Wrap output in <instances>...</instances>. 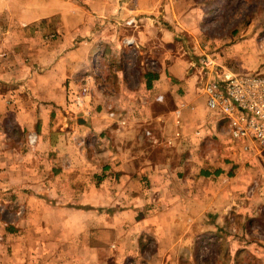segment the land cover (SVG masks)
Instances as JSON below:
<instances>
[{
	"label": "crops",
	"instance_id": "0c3cea01",
	"mask_svg": "<svg viewBox=\"0 0 264 264\" xmlns=\"http://www.w3.org/2000/svg\"><path fill=\"white\" fill-rule=\"evenodd\" d=\"M123 1L0 0V264H193L223 234L264 259V149L211 74L176 41L150 88L99 87Z\"/></svg>",
	"mask_w": 264,
	"mask_h": 264
},
{
	"label": "rangeland",
	"instance_id": "374dc122",
	"mask_svg": "<svg viewBox=\"0 0 264 264\" xmlns=\"http://www.w3.org/2000/svg\"><path fill=\"white\" fill-rule=\"evenodd\" d=\"M123 2L126 9L118 19L127 46L106 62L99 87H108L115 94L121 87L127 92L137 90L144 74L157 70L156 61L169 60L168 52L173 51L176 41L208 78L210 74L211 78L218 76L224 69L264 74V0ZM86 82L83 80L81 88H87ZM262 240L254 239L255 245L261 246ZM247 241L246 237L232 239L227 234L208 239L191 257L192 263L264 264L263 253L248 252Z\"/></svg>",
	"mask_w": 264,
	"mask_h": 264
},
{
	"label": "built area",
	"instance_id": "2783aa9c",
	"mask_svg": "<svg viewBox=\"0 0 264 264\" xmlns=\"http://www.w3.org/2000/svg\"><path fill=\"white\" fill-rule=\"evenodd\" d=\"M204 89L208 108L229 117L231 135L264 149V74L224 69Z\"/></svg>",
	"mask_w": 264,
	"mask_h": 264
},
{
	"label": "trees",
	"instance_id": "16d2710c",
	"mask_svg": "<svg viewBox=\"0 0 264 264\" xmlns=\"http://www.w3.org/2000/svg\"><path fill=\"white\" fill-rule=\"evenodd\" d=\"M156 74H154V73H151V72H148L147 73V77H148V82H147V87L148 88H150V86H151V83H150V81L152 80V79H154V78H156Z\"/></svg>",
	"mask_w": 264,
	"mask_h": 264
}]
</instances>
